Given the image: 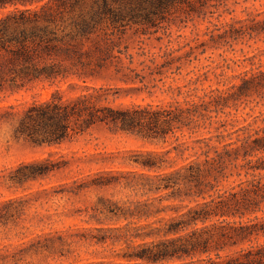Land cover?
<instances>
[{
	"label": "trees",
	"instance_id": "1",
	"mask_svg": "<svg viewBox=\"0 0 264 264\" xmlns=\"http://www.w3.org/2000/svg\"><path fill=\"white\" fill-rule=\"evenodd\" d=\"M42 1L0 0L1 10L25 7L0 18V92L71 78L85 83L112 68L119 73L113 37L132 28L156 33L175 14L207 5V0H48L27 8ZM86 1L90 8H83ZM250 22L245 31L229 25L231 36L264 35V20ZM233 88L235 100L264 97V66L244 72ZM111 92L93 87L65 100L57 91L49 101L32 103L15 129L17 137L47 145L98 127L156 143L174 139L169 149L132 153L128 161L136 170L118 183L142 199L105 201L110 219L126 224L101 229L97 243L125 244L130 250L125 257L135 264H264V126L253 133L243 127L244 136L225 145L235 147L220 153L213 138L183 139L212 124L209 114L219 97L166 107H112ZM55 169L50 159L19 167L27 170L25 179ZM228 169L239 180L220 192Z\"/></svg>",
	"mask_w": 264,
	"mask_h": 264
},
{
	"label": "rangeland",
	"instance_id": "2",
	"mask_svg": "<svg viewBox=\"0 0 264 264\" xmlns=\"http://www.w3.org/2000/svg\"><path fill=\"white\" fill-rule=\"evenodd\" d=\"M14 8L25 7L0 9V18ZM83 8H90V2ZM254 18L264 20V0H207L205 8L175 14L156 33L132 28L113 37L110 47L119 73L112 68L85 83L71 78L0 92V264H135L125 257L130 252L125 244L97 243L101 229L126 224L111 220L104 202L142 199L118 183L136 170L129 158L134 151L169 149L174 139L156 143L98 127L59 145L36 144L15 134L23 112L32 103L51 100L57 91L66 100L93 87L112 89L107 102L112 107H166L219 97L209 114L212 124L183 139L213 138L224 153L235 147L225 145L244 136L243 127L250 126L253 133L264 126V97L235 100L233 88L244 72L264 66L263 34L250 38L229 32L231 24L245 31ZM96 40L102 44L100 37ZM44 159L58 169L22 177L27 170H19L21 165ZM232 171H225L229 177L220 182V192L238 182Z\"/></svg>",
	"mask_w": 264,
	"mask_h": 264
}]
</instances>
